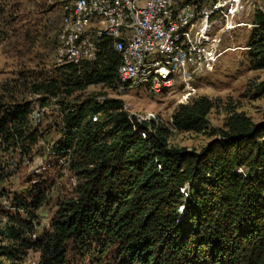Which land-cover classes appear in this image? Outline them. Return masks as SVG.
<instances>
[{"label": "trees", "instance_id": "obj_1", "mask_svg": "<svg viewBox=\"0 0 264 264\" xmlns=\"http://www.w3.org/2000/svg\"><path fill=\"white\" fill-rule=\"evenodd\" d=\"M3 14L0 5V20ZM253 24L245 47L249 68L260 70L264 14L256 13ZM34 38L25 33L22 44ZM119 64L112 42L102 40L93 61L62 65L53 76L14 85L39 97L41 107L63 98L61 140L53 149L68 157L79 183L48 231L34 240L24 235L33 234L35 217L14 199L24 217L16 214L3 224L0 238L12 245L0 244V257L19 261L33 251L37 264H66L71 247L91 264L109 256L115 264H264V122L231 115L218 140L186 152L168 146L167 129L128 118L120 100L85 99L70 107L63 102L88 86L116 89ZM2 101L0 140L13 147L34 142L29 104ZM210 109L203 97L180 105L171 117L175 131L203 132ZM43 200L37 187L30 208L36 211Z\"/></svg>", "mask_w": 264, "mask_h": 264}, {"label": "rangeland", "instance_id": "obj_2", "mask_svg": "<svg viewBox=\"0 0 264 264\" xmlns=\"http://www.w3.org/2000/svg\"><path fill=\"white\" fill-rule=\"evenodd\" d=\"M73 0H2L0 5L4 14L0 20V98L5 105L28 103L29 130L36 131L34 142H25L23 147L5 146L0 140V229L6 220L16 214L14 199L27 205L33 213L35 224L31 235L24 238L34 240L48 231L49 221L59 205L73 197V190L79 183L76 173L69 167V159L54 151L61 140L60 106L58 100H49L46 106H39V97L27 93L23 87L28 77H50L62 65L57 38L61 32L64 7ZM70 2V3H71ZM219 0H198L197 26L207 25L209 13ZM243 8L234 9V4H224V14H220V23L208 25L204 35L209 41L208 52L212 49L211 63H200V71L193 73L191 85L196 93L183 101L185 106L196 97L210 101L211 109L206 116V130L201 133L177 132L172 125V113L180 106L184 94L181 91L156 88L146 92L143 88L150 84L133 86L125 93H117L114 88L101 85L85 87L67 97L64 103L70 107L85 99L102 103L120 100L122 110L128 118L137 122L146 121L154 126L167 129V144L173 149L186 152H198L212 140H218L219 131L225 129V123L231 115H243L252 124L264 122V69L251 70L248 66L246 43L250 32L256 28L253 17L264 14V0H243ZM60 14L62 16H60ZM227 16V19L224 16ZM236 20V23H232ZM226 24L239 25L234 30L226 29ZM247 24V25H246ZM246 25V27H244ZM196 31V29H195ZM33 33L34 43L22 44V36ZM204 34L202 31L201 35ZM56 35V37H55ZM221 53L220 56H217ZM2 61V62H1ZM32 111V113H31ZM40 118L36 122V117ZM98 118L99 115L94 116ZM166 118L169 123L167 124ZM214 134H210V132ZM217 132V133H216ZM237 172H240L238 169ZM40 188L44 200L39 209L33 211L30 201L33 191ZM17 211V212H16ZM180 211V209H179ZM1 245L12 242L1 240ZM38 253L27 251L19 261L0 257V264H37ZM66 264H91L86 258L77 255L71 249ZM103 264H115L107 257Z\"/></svg>", "mask_w": 264, "mask_h": 264}, {"label": "bare ground", "instance_id": "obj_3", "mask_svg": "<svg viewBox=\"0 0 264 264\" xmlns=\"http://www.w3.org/2000/svg\"><path fill=\"white\" fill-rule=\"evenodd\" d=\"M137 3H141V0H111V5L114 6L115 9L113 21L114 28L117 29V32H112V26H108L109 12L107 4L97 3V0H73L69 5H66L63 8V16L60 14L62 16L63 26L57 38L62 62H65V65H77L82 61H93V58H96V54L98 53V44L100 41L110 40L112 42V50L117 54L120 61L117 70V93H125L133 86L138 87L150 84L152 90H154V87H161L168 90L176 89L177 91H181L184 97L179 104L184 105L183 101L186 102L189 96L196 93V90H192L191 88L195 86H188L186 88V85H191L193 68H198V64L203 63V54H199V45L197 42H204V45L209 42L206 37H204L206 34V32H204L206 24L203 23L200 26L196 24L198 19V0L196 3V16L189 17V26L183 27L182 32H173V39L176 40L170 41V49L166 51H155L152 54L146 55V57H141L139 67L133 68L134 76L132 78V84H130L131 74H125L129 70V63L125 54V42L127 38L130 37V31L136 30L138 14H141V6L137 5ZM173 3H175V0H165V13H172ZM192 3H194V0H177L176 8L188 7V4ZM214 9H219V2L212 7V11ZM224 18L227 19V16L225 15ZM97 19L99 23L94 24L93 34L84 33V40L81 43L79 55H67L65 46L68 49L77 48V30L86 31L87 21ZM159 23H170V16H159ZM173 24H180V16H173ZM208 25L207 32L209 30ZM239 27V25L235 24L233 26H228V24H226L225 28L234 30ZM202 31L204 34L201 35ZM179 40L180 52H177ZM211 51L212 49L209 50V52ZM220 54L221 53H218L217 56H220ZM192 55H196V59H191ZM211 60L214 61L212 56ZM175 62L177 66L174 67V72L167 70ZM123 84H128V86L124 91H121L118 87ZM165 84H167V86Z\"/></svg>", "mask_w": 264, "mask_h": 264}, {"label": "built area", "instance_id": "obj_4", "mask_svg": "<svg viewBox=\"0 0 264 264\" xmlns=\"http://www.w3.org/2000/svg\"><path fill=\"white\" fill-rule=\"evenodd\" d=\"M120 1V0H119ZM176 1L172 4V13L164 12V2L165 0H141V3L137 5L141 6V14H138V19L136 21V30L130 31V37L127 38L126 43V56L129 63V70L125 74H131V82L133 78V68L139 67V61L141 57H146L148 54H152L155 51H166L170 49V41L176 40L173 39V32H182L183 27L189 26V17L196 16V3L197 0H194V3L188 4V7L176 8ZM243 0H219V9H214L213 13H209L208 24L218 23L220 21V14H223L224 3L234 4V9L243 8L241 4ZM97 3H105L108 5L109 12V23L108 26H112V32H117V29L114 28L113 14L115 12L114 6L111 5V0H97ZM61 16V15H60ZM159 16H170V23L160 24ZM173 16H180V24H173ZM235 23V20L231 21ZM62 23V18H61ZM95 23H99L97 20L87 21L86 31L76 32L77 39V48L68 49L65 46L66 53L68 54H77L79 55L81 51V43L84 40V33L93 34V26ZM207 25L204 32H207ZM247 25V24H246ZM244 25V27H246ZM105 34V31H104ZM197 42V41H196ZM199 45V54H203V64L209 63L211 60V53L208 52V46H204V42H197ZM177 52H180V40L179 48ZM95 58H93L94 60ZM191 59H196V55H192ZM65 63V62H62ZM177 66L175 62L169 69L174 72V67ZM143 70V69H142ZM162 73V72H161ZM193 73H201L200 64L198 68H193ZM154 84V83H153ZM152 84V85H153ZM167 86V84H165ZM128 84H123L118 87L119 90L124 91ZM192 85H186V88ZM146 92L152 91V86L149 88H143ZM172 89V88H169ZM39 117H36V122L39 121ZM167 124L169 123L168 118H166Z\"/></svg>", "mask_w": 264, "mask_h": 264}, {"label": "crops", "instance_id": "obj_5", "mask_svg": "<svg viewBox=\"0 0 264 264\" xmlns=\"http://www.w3.org/2000/svg\"><path fill=\"white\" fill-rule=\"evenodd\" d=\"M2 62V61H1Z\"/></svg>", "mask_w": 264, "mask_h": 264}]
</instances>
